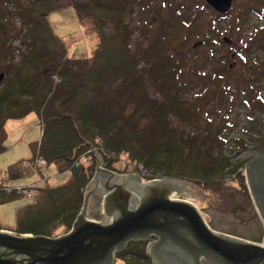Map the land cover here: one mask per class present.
<instances>
[{
  "label": "trees",
  "instance_id": "obj_1",
  "mask_svg": "<svg viewBox=\"0 0 264 264\" xmlns=\"http://www.w3.org/2000/svg\"><path fill=\"white\" fill-rule=\"evenodd\" d=\"M58 6L59 0H0V155L8 150L7 123L36 114L43 136L30 144L29 160L9 167L10 178H30L34 167L45 179L39 159L46 170L57 166L73 175L60 187L18 190L0 181V206L36 192L10 231L50 238L60 236L61 228L62 234L70 232L96 173L94 153L117 173L124 157L130 169L121 174H144L148 180L211 186L237 174L248 194L245 176L238 172L244 161L226 154L232 142L228 134L239 125L228 94L235 72V93H246L251 114H264V99L248 87L264 77V0H249L240 12L235 4L226 14L189 0H88L75 7L100 38L98 52L87 59L67 56L49 19ZM253 16L258 22L251 26ZM227 17L235 21V42L242 43L248 59L234 45L235 55H221L232 43L226 36L219 39L220 20ZM248 29L249 36L242 37ZM16 40L24 46L20 61L14 56ZM256 140L264 154V138ZM236 142L246 147L244 137ZM85 157L93 163H84ZM0 230L8 229L0 222ZM146 247L147 242L131 241L116 261L153 264Z\"/></svg>",
  "mask_w": 264,
  "mask_h": 264
},
{
  "label": "water",
  "instance_id": "obj_2",
  "mask_svg": "<svg viewBox=\"0 0 264 264\" xmlns=\"http://www.w3.org/2000/svg\"><path fill=\"white\" fill-rule=\"evenodd\" d=\"M205 2L215 12L226 14L234 0ZM3 79L2 74L0 83ZM103 165L99 161L95 182L99 177L116 182L129 176L139 183L135 190H127L125 183L104 195V215L114 216L113 222L88 218L90 198L99 192L97 187L86 193L83 208L67 234L50 238L0 230V264H115L116 254L129 242H147L152 237L159 238L146 248L153 264H264V243L217 233L196 205L180 199L187 192V182L163 178L145 183L140 175L121 177ZM245 178L264 224V154L246 165ZM176 183L184 186L173 187Z\"/></svg>",
  "mask_w": 264,
  "mask_h": 264
},
{
  "label": "rangeland",
  "instance_id": "obj_3",
  "mask_svg": "<svg viewBox=\"0 0 264 264\" xmlns=\"http://www.w3.org/2000/svg\"><path fill=\"white\" fill-rule=\"evenodd\" d=\"M87 1L88 0H59V6L49 17L55 34L62 40L67 56L72 59L93 58L100 48V38L97 31L94 29V24L92 21L82 22L78 15L80 12L78 13L75 8L77 5L86 3ZM189 1L197 7H200L203 2L206 3L205 0ZM248 2L249 0H234L232 9L235 8L236 4L238 7L237 12H240L242 8L248 6ZM211 13L212 12L208 10V14L210 15ZM134 18H137V16ZM257 22V17H251V26ZM219 27L222 32L219 39L222 40L223 37L226 36L232 41V43L229 41L226 44V47L222 48L223 51L221 55H223V52H225V54L228 53L235 55V52L230 48V46L234 45L238 50H241L242 58L243 56L246 57L245 53H243L242 43L235 42V39H237L238 36L233 30V28L235 29V21L232 20L231 17H227L220 20ZM106 31L111 32V29H106ZM249 34L250 30L248 29L242 37H247ZM13 47L15 60L20 61L21 54L19 50L24 49V46L19 40H16ZM233 59H235V56ZM234 63L236 65L235 60L231 63L232 69L235 68ZM3 71L6 73V69ZM233 75H235V78L232 79V89L228 95L231 97L230 106L232 104V98L234 100V103L231 106L235 107L233 110V119L234 122L237 121L239 125L233 132L228 134V138L232 142L227 146L226 154L232 157L235 162L238 160L244 161V165L238 170V172H242L245 176L246 165L262 154L257 148L256 138H264V114L256 111L253 114L250 113L248 109L249 107L246 106L244 101L246 93H239L238 91V93H235V90L237 89L236 86L239 85L236 83H238L239 80L235 72L232 73V76ZM248 87L250 88V91L253 90L254 94L257 93L258 96H261L264 99V77L260 82L253 85L251 84ZM6 129L7 139L5 145L8 150L0 155V181H3L4 184L9 185L12 188L16 187L21 189L35 186L43 187L47 184L54 187H60L72 181L73 175L70 172L60 173L57 166H51L46 170V165L43 169L44 175L47 177L46 180H44L42 173L40 175L35 173V169H32L34 167L30 168L34 173L32 177L12 180L8 172L9 167L20 160H29L32 157L30 144L40 141L43 132L40 120L36 114H31L23 120H11L7 123ZM245 129L248 130L249 133H246ZM243 137L246 144L244 149H242L236 142V140ZM231 139H235V141ZM96 158L95 161L97 162V166L101 160L104 163V159L100 155H97ZM86 160V157L83 158L84 163H93L90 159ZM119 161L120 162L116 164V168L120 170L122 169V171H125V169L127 170V165L130 162L124 157L123 159H119ZM139 175L142 176L141 174ZM129 178V187L135 190V187H138L139 183H137V180L134 177L128 176V179ZM143 179L145 181L154 180H148L145 177H143ZM182 181L183 183L187 182V192L182 195L180 199L190 201L196 205L207 224L213 230L216 232L228 233L248 241L264 243L263 221L255 209V205L248 190L247 182H245V184L249 195L244 192L245 190H243L237 174L231 175L230 180L223 184L211 186L204 181ZM94 182L95 180L93 178V181L89 185V190L87 189V193L88 191H93L97 187L100 188L97 185V181ZM33 195L35 196L36 192ZM34 196H25L13 203L0 206V222L4 228L8 229L6 231L16 229L20 212L26 205L34 202ZM175 197L177 198V196H174L173 198ZM103 201L104 195L100 192L97 191L91 195L87 213L89 219L98 222L103 220L111 221V217H106L104 215ZM63 232L64 229L61 228L59 229L58 234L61 236ZM12 233L15 234V232ZM115 264L124 263L117 260Z\"/></svg>",
  "mask_w": 264,
  "mask_h": 264
},
{
  "label": "bare ground",
  "instance_id": "obj_4",
  "mask_svg": "<svg viewBox=\"0 0 264 264\" xmlns=\"http://www.w3.org/2000/svg\"><path fill=\"white\" fill-rule=\"evenodd\" d=\"M96 155H98V154H96V153H94V157H96ZM97 159V158H96ZM103 167H104V165H103ZM105 168V167H104ZM107 169V168H106ZM111 171V170H110ZM112 172H114V171H112ZM121 172H122V169H121ZM121 172L120 173H117V172H115V173H117V174H119L121 177L122 176H127L128 174H121ZM47 178V177H46ZM46 178L44 179V180H46ZM116 180V182L115 181H113V180H111V179H108L106 176L105 177H99L98 178V186L100 187V188H98L99 189V192L101 193V194H103V195H108L110 192H112L113 190H115L116 188H117V186H119V185H121V184H127L128 186H126V189L127 190H129V186H130V183L128 182V181H130V178L129 179H122V178H117V179H115ZM93 181V180H92ZM48 182V181H47ZM90 185V184H89ZM181 186H179V183L177 184H175V185H173V187H182V186H184V185H182V184H180ZM89 187V186H88ZM88 187H87V189H88ZM129 187V188H128ZM14 188H16V187H14ZM22 189H25V188H22ZM107 190V191H106ZM87 193V192H86ZM31 197H33L34 195H33V193L31 192ZM106 195H105V197H106ZM26 195L24 194V197H25ZM28 197V196H27ZM105 197H104V201H105ZM139 196H137V198H138ZM190 202V201H189ZM131 210H133V209H131ZM112 219H111V221L110 222H113L114 221V216L113 217H111ZM11 232H13V231H11ZM16 234V233H15Z\"/></svg>",
  "mask_w": 264,
  "mask_h": 264
},
{
  "label": "built area",
  "instance_id": "obj_5",
  "mask_svg": "<svg viewBox=\"0 0 264 264\" xmlns=\"http://www.w3.org/2000/svg\"><path fill=\"white\" fill-rule=\"evenodd\" d=\"M36 165H37V167L41 170V171H43V169H44V166L46 165V163H45V161H43L42 159H39V160H37L36 161ZM128 167V166H127ZM130 168H127V170H129ZM141 171H142V167L141 168H139ZM126 170V169H125ZM142 176L143 177H145V175L144 174H142ZM143 181H145L144 179H143ZM14 189H18V190H22L21 188H14ZM24 194L26 195V196H28V197H31V192H29V191H26V192H24Z\"/></svg>",
  "mask_w": 264,
  "mask_h": 264
},
{
  "label": "flooded vegetation",
  "instance_id": "obj_6",
  "mask_svg": "<svg viewBox=\"0 0 264 264\" xmlns=\"http://www.w3.org/2000/svg\"><path fill=\"white\" fill-rule=\"evenodd\" d=\"M132 175H134V174H132ZM144 182H146V181H144ZM212 229V228H211ZM213 230V229H212ZM215 231V230H214ZM217 233H221V234H226V235H229V236H232V237H236V238H239V237H237V236H234V235H231V234H228V233H224V232H218L217 231ZM239 239H243V238H239ZM159 240V238H157V237H152L149 241H147V245L149 244V243H151V242H154V241H158ZM244 240H246V239H244ZM147 248V247H146ZM152 261V260H151Z\"/></svg>",
  "mask_w": 264,
  "mask_h": 264
}]
</instances>
